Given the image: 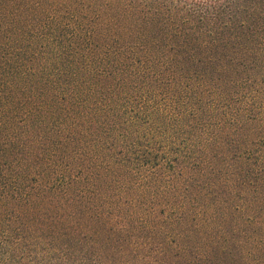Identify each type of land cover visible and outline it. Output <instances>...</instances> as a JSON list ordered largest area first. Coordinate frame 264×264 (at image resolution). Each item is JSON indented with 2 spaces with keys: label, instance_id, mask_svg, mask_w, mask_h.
<instances>
[{
  "label": "trees",
  "instance_id": "1",
  "mask_svg": "<svg viewBox=\"0 0 264 264\" xmlns=\"http://www.w3.org/2000/svg\"><path fill=\"white\" fill-rule=\"evenodd\" d=\"M0 264H264V0H0Z\"/></svg>",
  "mask_w": 264,
  "mask_h": 264
},
{
  "label": "rangeland",
  "instance_id": "2",
  "mask_svg": "<svg viewBox=\"0 0 264 264\" xmlns=\"http://www.w3.org/2000/svg\"><path fill=\"white\" fill-rule=\"evenodd\" d=\"M169 107H170V112H173L177 108L176 106H175V108H174V106H169ZM172 127L175 130L168 131V133H167L168 139L166 138L165 143H163L161 145L162 148L159 147V149H163V151L160 152V158H162L165 161H167V164H169L170 162L173 161V158L176 155L174 150L178 149V145L181 143L180 141H182V143H183L181 146L185 145L184 148L186 147V145L188 143H190L189 144L190 148L193 149V141H191L192 137H193V133L192 132H190V133L187 132L181 126H176L175 122H173V126ZM156 133L158 134V131ZM164 144L167 145V147H164ZM166 152H168V155L171 156V157L167 156Z\"/></svg>",
  "mask_w": 264,
  "mask_h": 264
}]
</instances>
